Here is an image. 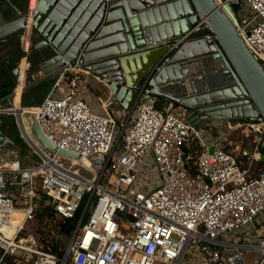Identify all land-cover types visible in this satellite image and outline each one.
<instances>
[{
  "label": "built area",
  "instance_id": "1",
  "mask_svg": "<svg viewBox=\"0 0 264 264\" xmlns=\"http://www.w3.org/2000/svg\"><path fill=\"white\" fill-rule=\"evenodd\" d=\"M228 1L238 3L236 17L227 12L264 70V0ZM31 31L28 25L22 34L25 54ZM22 65L16 76V88L24 76L20 101L29 71ZM68 73L64 92L58 84ZM87 76L105 83L74 66L58 74L32 110L21 102L15 108L16 88L13 106H0L1 130L3 119L12 118L38 159L28 166L0 159V264L5 258L14 264H233L227 252H256L257 264H264V167L254 169L264 165V122L221 121L198 129L186 121L188 109L169 103L158 110L143 102L144 90L128 112L112 93L95 106L79 91L82 80L90 84ZM238 133L249 147L236 144ZM190 138L198 141L195 173L184 151ZM44 199L58 216L77 220L62 257L40 251L34 236H23ZM17 212L24 218L14 225Z\"/></svg>",
  "mask_w": 264,
  "mask_h": 264
},
{
  "label": "water",
  "instance_id": "2",
  "mask_svg": "<svg viewBox=\"0 0 264 264\" xmlns=\"http://www.w3.org/2000/svg\"><path fill=\"white\" fill-rule=\"evenodd\" d=\"M220 2L236 17L238 3ZM29 13L4 26L16 29L0 28V39L31 25L40 58L35 83L75 66L101 77L126 112L144 90L143 102L158 110L188 109L186 121L198 129L264 122V70L214 0H36L32 21ZM7 145L0 123V147Z\"/></svg>",
  "mask_w": 264,
  "mask_h": 264
},
{
  "label": "rangeland",
  "instance_id": "3",
  "mask_svg": "<svg viewBox=\"0 0 264 264\" xmlns=\"http://www.w3.org/2000/svg\"><path fill=\"white\" fill-rule=\"evenodd\" d=\"M21 39L23 40V38ZM34 41L36 43L38 42L36 40V37L34 38ZM12 46L15 47L16 42H14ZM10 56L11 57L8 58L9 64H5L3 63L2 57L0 54V98H5L8 95L12 96L13 90L16 88V77L10 75L11 70L15 69L21 63L22 60L23 61L28 60V57L25 56V57H22L21 61H17L18 52H15V51L10 53ZM48 56H51V53L48 52ZM39 63H40L39 53L37 52L34 53V47L32 46V72L30 69V71L27 73V79H26L27 82H29L28 77H30V75L34 71L38 70ZM27 64H28V61H27ZM57 79H58V75H55L54 77H50L44 80L43 82H39L37 84L36 86L37 88L34 92L35 97L33 98V100L36 103L31 107H24L22 104L23 99L28 98L27 96L29 94L32 95V92L30 89L27 91L24 90L23 95H25V97H22L23 99L21 100L22 108L32 110L33 107L40 105L45 99V97L47 96V94L49 93V91L56 84ZM89 83L90 84H86L82 80L79 91L85 92V96L87 97V100L90 103L95 104V106H99L100 104H102V102L105 103V100H107L108 98L104 94L103 89H101V86L99 84H96L98 82H95V80H93V81H90ZM94 84L97 86V88L95 89L98 90L99 94H97L95 89L92 88ZM95 85L93 87H95ZM58 88L60 90H63L64 92H68L66 88V84L63 81L58 84ZM17 97H18V100L14 102L15 107L20 106V103H19L20 95H18ZM12 106H13V100L12 98L10 99L8 98V101L4 102V107L10 108ZM213 124L214 125L218 124V122L215 121L213 122ZM2 133H3V137L5 138V140L8 141L9 145L6 147H0V159H3L5 156H8L11 159L19 160L24 166L35 164L37 162L38 160L37 157L32 154V152L27 148V146L20 139L18 130L12 118L7 116L3 119ZM233 140L236 142L238 146L243 144L242 146L243 148H247L250 146V141L248 139H245L244 136L239 133L234 135ZM157 181L158 180H156L155 182ZM37 209H39V207ZM40 212H41V209H39L38 214H40ZM18 217L19 219H23L24 216L19 215ZM50 228H51V231L49 230ZM48 231H50L49 234L53 236V238L56 241L59 242V244L62 246V249L67 247V245L70 242V238L61 236L59 233L58 226L55 225L54 223H49V220L47 218L44 219L43 222H40V218L38 215L37 217H34L32 221L28 222V224L25 226V232L23 236L25 237L29 235L34 236L37 240L36 241L37 248L40 251H43L41 248V242H40L41 236L43 235L42 232L48 233ZM232 238L233 237H227V239H232ZM225 255L234 261L233 264H257L259 260V254L256 252H245L242 254V256L238 255L237 253L227 252ZM20 264H28V263L25 260H21ZM30 264H32V262Z\"/></svg>",
  "mask_w": 264,
  "mask_h": 264
},
{
  "label": "trees",
  "instance_id": "4",
  "mask_svg": "<svg viewBox=\"0 0 264 264\" xmlns=\"http://www.w3.org/2000/svg\"><path fill=\"white\" fill-rule=\"evenodd\" d=\"M25 54L24 53H20V58L24 57ZM35 73V71L32 73V75ZM72 76V73H68L66 76H65V83H67L69 81V78ZM29 78V82H27L26 84V88H25V91L27 90H31L32 92V95L29 94L27 97L28 98H25L23 99V106L24 107H31L33 106L36 102L33 100V98L35 97L34 95V92L36 90V86L37 84L39 83H35L31 80L32 76L30 75ZM23 97H25V95H23ZM9 99L11 98V96L8 97ZM8 98L6 100H4L2 103H1V107L2 108H5L4 107V102L5 101H8ZM3 127V125H2ZM198 141L196 139H193V138H190L189 141L186 143V145L184 146V151H185V155H186V163H187V166L188 168L191 170L192 173H195L196 172V163H197V159H198ZM239 161V164H241L240 162V159H238ZM39 209H41V212L40 214H38L39 212V209H37L35 211V216L34 217H37V215L39 216L40 218V222H43L44 219H48L49 220V223H54L55 225L58 226L59 228V233L61 236H64V237H69L71 238L75 228H76V225H77V220L76 219H65V218H62L60 216L57 215V213L55 212V210L50 206V204L44 199L42 201H40V204L38 205ZM51 231V228L49 229ZM48 233H43L42 232V236H41V248L44 252L46 253H50V254H53V255H56L58 257H62L64 255V252L66 250V248L62 249V246L59 244L58 241H56L53 236H51ZM68 246V245H67ZM2 257V251L0 250V259ZM3 264H14L13 263V260L11 258H5L4 261H3Z\"/></svg>",
  "mask_w": 264,
  "mask_h": 264
},
{
  "label": "crops",
  "instance_id": "5",
  "mask_svg": "<svg viewBox=\"0 0 264 264\" xmlns=\"http://www.w3.org/2000/svg\"><path fill=\"white\" fill-rule=\"evenodd\" d=\"M36 4V0H0V28H5L4 26L7 25V23H10L12 21H15L16 19H18L21 15H25L27 13V11L32 8V6ZM18 26L15 27H6V30H13L16 29ZM8 32V31H7ZM4 34H6L5 32H2ZM29 30L27 32V35L24 39V46H25V50L28 48L29 45ZM9 38H11V43L18 42L19 45V49L20 47L22 48V34L21 35H17V33L12 34L9 36ZM21 50V49H20ZM23 51V49H22ZM27 62L23 61V65H22V69L23 71L26 70L27 68ZM189 75V74H188ZM184 77V76H182ZM88 82L93 81V77L92 76H87L85 78ZM99 84L101 86V89H103L104 94L107 96V98L110 96L111 92L108 90L107 87H103V83H96ZM22 87L23 89V85H24V76L21 79V81L18 83V88ZM95 85V84H94ZM93 85V86H94ZM93 89L97 88V86L95 85V87H93ZM18 88H16V96L20 95L21 97V93H22V89L20 88L18 90ZM95 91L98 93V90L95 89ZM9 97V95L5 98H0V100H6ZM16 98V97H15ZM15 98H14V102H15ZM21 99V98H20ZM21 101L19 100V103ZM17 110L20 108V106L15 107ZM240 159V158H239ZM241 164L243 165V161L240 159ZM264 167V165H260V164H255L254 165V169L256 171L261 170ZM22 215V214H21ZM19 216V215H18ZM17 216V217H18ZM24 216V215H23ZM24 218V217H23ZM19 219V217H18ZM23 219H19V221L21 222Z\"/></svg>",
  "mask_w": 264,
  "mask_h": 264
},
{
  "label": "flooded vegetation",
  "instance_id": "6",
  "mask_svg": "<svg viewBox=\"0 0 264 264\" xmlns=\"http://www.w3.org/2000/svg\"><path fill=\"white\" fill-rule=\"evenodd\" d=\"M0 33H2V32H0ZM17 35H21V33H19V34H17ZM0 36H1V34H0ZM34 38H35V35H34V31L32 30L31 31V40H32V42H33V47H34V53H36V50H35V45L37 44L35 41H34ZM32 42H31V49H30V51H29V53L27 54V55H25V56H27L28 57V64H29V71H30V69H31V72H32ZM12 44L13 43H11V38H9L8 37V39H0V54H1V57H2V61H3V63H5V64H9V60H8V58H10L11 56H10V53H12L13 51H15V52H18V58H17V61H21V59L22 58H20L19 59V57H20V53L22 52V53H24L23 51H22V48L20 47V49H19V45H18V42H17V44H16V46L15 47H13L12 46ZM14 49V50H13ZM25 54V53H24ZM24 56V57H25ZM17 68V67H16ZM15 68V69H16ZM15 69H12L11 70V73H10V75L11 76H14V70ZM28 71V72H29ZM36 72H38V70L37 71H35V73ZM31 76H32V74H31ZM20 87H21V85H20Z\"/></svg>",
  "mask_w": 264,
  "mask_h": 264
},
{
  "label": "bare ground",
  "instance_id": "7",
  "mask_svg": "<svg viewBox=\"0 0 264 264\" xmlns=\"http://www.w3.org/2000/svg\"><path fill=\"white\" fill-rule=\"evenodd\" d=\"M215 1V3L217 4V5H221L222 7H224V9H226L227 11H229L226 7H225V4H222L221 2H220V0H214ZM35 6H36V4H34L33 6H32V8H30V13H29V18L30 19H32L33 18V12H34V9H35ZM230 12V11H229ZM231 13V12H230ZM29 36H30V34H29ZM22 89V87H19L18 88V90L19 89ZM18 100V97L16 96V98H15V101H17ZM22 213H19V212H17L15 215H14V218H13V223H14V225H17V224H19V223H21L20 221H19V219H18V215H21ZM23 215V214H22ZM8 235H10V233L8 234Z\"/></svg>",
  "mask_w": 264,
  "mask_h": 264
}]
</instances>
